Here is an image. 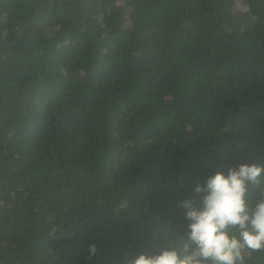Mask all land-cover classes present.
Listing matches in <instances>:
<instances>
[{"label": "trees", "instance_id": "trees-1", "mask_svg": "<svg viewBox=\"0 0 264 264\" xmlns=\"http://www.w3.org/2000/svg\"><path fill=\"white\" fill-rule=\"evenodd\" d=\"M241 163L264 165V0H0V264L154 254Z\"/></svg>", "mask_w": 264, "mask_h": 264}, {"label": "clouds", "instance_id": "clouds-1", "mask_svg": "<svg viewBox=\"0 0 264 264\" xmlns=\"http://www.w3.org/2000/svg\"><path fill=\"white\" fill-rule=\"evenodd\" d=\"M257 190L259 198L250 203ZM201 193L198 207L195 200ZM178 206L188 221L179 243L138 254L127 264H244L246 251H264V165L241 163L227 175L217 171L204 184L197 183L194 195ZM89 251L94 255L96 245Z\"/></svg>", "mask_w": 264, "mask_h": 264}]
</instances>
